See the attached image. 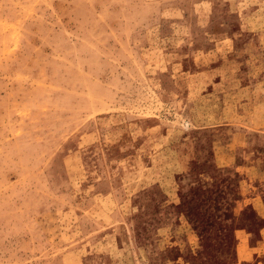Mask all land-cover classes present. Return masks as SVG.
Listing matches in <instances>:
<instances>
[{
	"label": "rangeland",
	"instance_id": "374dc122",
	"mask_svg": "<svg viewBox=\"0 0 264 264\" xmlns=\"http://www.w3.org/2000/svg\"><path fill=\"white\" fill-rule=\"evenodd\" d=\"M0 264H264V0H0Z\"/></svg>",
	"mask_w": 264,
	"mask_h": 264
}]
</instances>
